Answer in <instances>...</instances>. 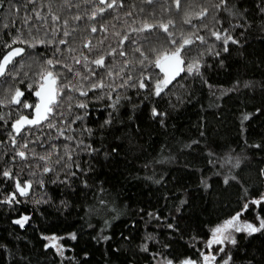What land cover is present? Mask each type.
<instances>
[{"label":"snow or ice","instance_id":"obj_1","mask_svg":"<svg viewBox=\"0 0 264 264\" xmlns=\"http://www.w3.org/2000/svg\"><path fill=\"white\" fill-rule=\"evenodd\" d=\"M0 13V264H264V133L239 152L218 139L231 93L241 128L264 117V0H0ZM203 87L214 111L177 136L173 113Z\"/></svg>","mask_w":264,"mask_h":264},{"label":"trees","instance_id":"obj_2","mask_svg":"<svg viewBox=\"0 0 264 264\" xmlns=\"http://www.w3.org/2000/svg\"><path fill=\"white\" fill-rule=\"evenodd\" d=\"M131 2V0H129ZM139 4L140 0H136ZM159 11V5H153ZM2 14V13H0ZM160 15L153 17L154 20H159ZM166 18V17H165ZM162 30H158L156 33L149 36V39L153 44H159L166 40V35L161 34ZM80 38L79 36L77 37ZM256 78H259V73H255ZM213 84L223 85L225 88L231 85V81L227 74L220 73L218 75L214 74L212 80ZM2 94V92H0ZM214 99L210 95L209 89L203 87L199 91V95L196 100H193L191 103H185L178 109L176 113H173L174 119L171 121L172 124L176 126V135L187 137H195L197 134V123L199 117L202 115V106L206 110L214 111V109H207V105ZM245 97L237 95L236 93L229 94L228 98L224 100V111L228 117L225 127L221 129L220 136L218 137L219 142L225 146L231 145L237 152L245 148L243 144V139L247 136L250 140H259L260 137L258 133H264V117H257V119L252 120L251 123L245 122L244 128H241L239 123V113L238 110L241 109L244 105ZM252 101H248L249 107L251 106ZM247 150V149H245ZM191 159V157H189ZM203 164V161L200 162L197 166L200 167ZM198 173L196 175L188 176L187 178L194 182L197 179ZM139 189L133 188L131 190L125 189V196H131L136 198ZM226 211V210H225ZM214 213L212 214L214 218ZM207 214H205V219L207 220ZM123 219V218H122ZM126 222V220H123ZM121 224L117 222V227H120ZM11 225L5 219V214L0 212V236L6 235L7 231L11 230ZM30 231V230H29ZM72 253H69L71 255ZM96 260L100 259L99 252L96 253Z\"/></svg>","mask_w":264,"mask_h":264}]
</instances>
